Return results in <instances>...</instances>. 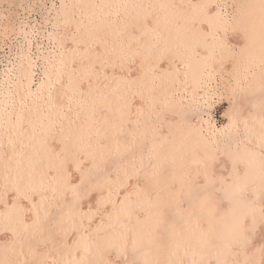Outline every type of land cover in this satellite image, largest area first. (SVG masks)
Listing matches in <instances>:
<instances>
[{
    "label": "snow or ice",
    "instance_id": "obj_1",
    "mask_svg": "<svg viewBox=\"0 0 264 264\" xmlns=\"http://www.w3.org/2000/svg\"><path fill=\"white\" fill-rule=\"evenodd\" d=\"M0 62V264H264V0H8Z\"/></svg>",
    "mask_w": 264,
    "mask_h": 264
},
{
    "label": "bare ground",
    "instance_id": "obj_2",
    "mask_svg": "<svg viewBox=\"0 0 264 264\" xmlns=\"http://www.w3.org/2000/svg\"><path fill=\"white\" fill-rule=\"evenodd\" d=\"M8 2V0H0V3ZM16 4L27 3L26 0H12ZM3 66H0V80H2Z\"/></svg>",
    "mask_w": 264,
    "mask_h": 264
},
{
    "label": "rangeland",
    "instance_id": "obj_3",
    "mask_svg": "<svg viewBox=\"0 0 264 264\" xmlns=\"http://www.w3.org/2000/svg\"><path fill=\"white\" fill-rule=\"evenodd\" d=\"M26 1L28 2V0H26ZM31 2H32V3H35L36 0H31ZM3 4H4L5 7L7 6V3H6V2H4ZM0 66H3V65H2V62H0Z\"/></svg>",
    "mask_w": 264,
    "mask_h": 264
}]
</instances>
